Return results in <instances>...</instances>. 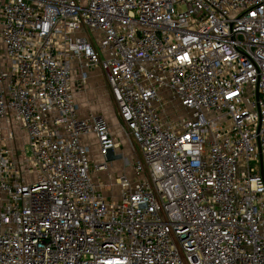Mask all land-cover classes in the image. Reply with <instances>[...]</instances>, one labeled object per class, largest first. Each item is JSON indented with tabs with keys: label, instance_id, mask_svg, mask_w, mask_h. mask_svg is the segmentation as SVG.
<instances>
[{
	"label": "built area",
	"instance_id": "obj_1",
	"mask_svg": "<svg viewBox=\"0 0 264 264\" xmlns=\"http://www.w3.org/2000/svg\"><path fill=\"white\" fill-rule=\"evenodd\" d=\"M0 264H264V0H0Z\"/></svg>",
	"mask_w": 264,
	"mask_h": 264
},
{
	"label": "rangeland",
	"instance_id": "obj_2",
	"mask_svg": "<svg viewBox=\"0 0 264 264\" xmlns=\"http://www.w3.org/2000/svg\"><path fill=\"white\" fill-rule=\"evenodd\" d=\"M182 9V8H180ZM91 72V73H90ZM73 93L76 96L77 102L81 106L86 108H91V112L100 114L108 120L111 127V131L116 135L119 141V147L117 148V153L120 156H123L125 161H114L112 164H109L110 169L120 170L124 167L125 174L131 179H135L133 172V163H135L140 157L138 147L132 141L130 134L125 128V125L119 119L116 104L108 90V86L104 81L102 74L99 70L95 69L88 72V80L86 85H82L77 82V78H73ZM168 91H162L160 95L163 99L168 97ZM79 106V105H78ZM90 106V107H89ZM80 109V108H79ZM166 109L168 115L171 118L177 119L187 116V112L179 106L176 101H169ZM18 129V128H17ZM15 137L17 147L20 149L25 145V151L28 152V145L26 144V139L22 132L16 130L15 128ZM93 161L98 162L96 157V149L92 147ZM21 171L24 177V180L27 184L32 183L36 180L35 172L28 173V168L26 166H21ZM112 172V171H111ZM103 179L106 180L103 175Z\"/></svg>",
	"mask_w": 264,
	"mask_h": 264
},
{
	"label": "crops",
	"instance_id": "obj_3",
	"mask_svg": "<svg viewBox=\"0 0 264 264\" xmlns=\"http://www.w3.org/2000/svg\"><path fill=\"white\" fill-rule=\"evenodd\" d=\"M91 73V72H90ZM74 84V83H73ZM74 100H75V103L77 104L78 106V110H79V114L81 116H84L87 112H91V108H86L85 106H81L78 102H77V99H76V96H74ZM90 107V106H89ZM80 108V109H79ZM94 113V112H93Z\"/></svg>",
	"mask_w": 264,
	"mask_h": 264
}]
</instances>
